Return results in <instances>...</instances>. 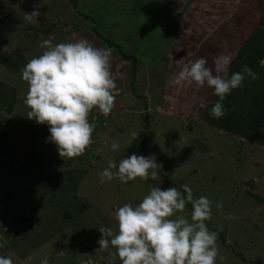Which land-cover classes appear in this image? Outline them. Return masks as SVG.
<instances>
[{
	"label": "rangeland",
	"instance_id": "1",
	"mask_svg": "<svg viewBox=\"0 0 264 264\" xmlns=\"http://www.w3.org/2000/svg\"><path fill=\"white\" fill-rule=\"evenodd\" d=\"M74 1L79 7L70 0H0V83L10 89L11 98L1 102L0 110V243L6 241L0 255L14 264H42L45 259L48 264H108L116 249H99L98 229L118 234L116 209L137 206L152 187H176L183 194L187 184L194 199L211 201L206 225L217 233L216 264H264V146L225 134L194 114L192 105L214 96L212 89L174 83L189 61L184 57L178 64L179 29L186 26L190 39L203 32L192 60L202 57L213 66L216 57L236 49L230 43L240 45L264 27L259 25L264 0H147L145 5V0ZM37 4L46 15L37 23L26 22L24 13ZM97 10L101 16L94 14ZM230 20L233 28L219 35ZM49 35L53 44L86 39L113 50L115 107L107 116L91 111L92 144L71 159L61 158L48 142V125L28 119L25 104L29 86L22 70L46 50L40 45ZM105 38L114 46L106 45ZM117 47L135 60L117 54ZM6 62H17L20 69L13 73ZM113 142L120 145L116 151ZM132 154L153 156L158 179L99 182L110 161L118 166ZM65 171L82 177L73 185L60 178ZM50 176L57 177L43 190L41 183ZM191 212L187 204L182 215L190 219ZM19 227L23 232L17 234ZM115 264H121L118 256Z\"/></svg>",
	"mask_w": 264,
	"mask_h": 264
},
{
	"label": "clouds",
	"instance_id": "2",
	"mask_svg": "<svg viewBox=\"0 0 264 264\" xmlns=\"http://www.w3.org/2000/svg\"><path fill=\"white\" fill-rule=\"evenodd\" d=\"M40 9V4L34 5L30 13H24V20L37 23L39 17L46 15ZM53 39L49 35L40 45L46 50L29 60L22 70V79L29 86L25 104L30 109L28 119L48 125V142L57 147L61 158L71 159L82 155L92 144L95 124L88 119L91 111L95 108L107 116L115 107L113 50L95 47L86 39L57 44H53ZM231 64L232 57L224 54L216 57L213 66H208L202 57L189 60L174 83L212 89L218 100L210 115L220 119L226 114L223 104L226 96L242 87L245 80L259 78L247 65L230 74ZM260 64L264 65V60ZM206 106L201 103V107ZM119 148V143L111 144L113 151ZM158 166L153 156L132 154L121 159L118 166L110 161L100 172L99 182L118 179L126 184L149 177L156 180ZM182 187L183 194L176 187L166 190L152 187L137 206L124 204L116 209L118 234L111 228L98 229L99 249H116L108 264H115L117 256L121 264H216L217 233L206 225L212 217L211 201L205 196L194 199L190 187L187 184ZM187 204L192 206L190 219L182 215ZM220 207L218 203L217 208ZM5 243H0V248ZM0 264H14V261L0 255ZM42 264L48 261L45 259Z\"/></svg>",
	"mask_w": 264,
	"mask_h": 264
},
{
	"label": "trees",
	"instance_id": "3",
	"mask_svg": "<svg viewBox=\"0 0 264 264\" xmlns=\"http://www.w3.org/2000/svg\"><path fill=\"white\" fill-rule=\"evenodd\" d=\"M70 1L73 6H78V4L74 0ZM146 1L147 0L144 1V5ZM241 1L243 2V0ZM89 6L90 4L87 7L89 8ZM110 9L111 7L106 8V10ZM80 13H82V16H89L88 18L92 20V17L90 15L85 14L84 10L81 9ZM95 13L99 16H101L102 14V12L99 10L94 12V14ZM170 17L171 15H169V18ZM233 23L234 20L226 21L225 26L221 27L217 33L219 35H222V33H229L228 29H230V27L231 29L233 28ZM235 23L239 24L237 19H235ZM3 25L9 30L15 29V27H12L7 23H4ZM259 25H264L262 17H260ZM186 30V26L182 29H179L176 36L182 44V46H180V49L182 50L180 58L177 59L179 65L183 61L184 57L186 58V60H192L193 58H195V56L193 55V51H195L198 43L200 42L203 36V32H201L200 37L198 39H193V36H191L190 39V37H188L189 34H187ZM96 33L99 34L97 31ZM231 34L234 33L231 32ZM104 41L109 47L114 46V44L108 39L105 38ZM230 44L231 46L236 47V49H232V53L224 54L232 57L230 74L241 71L242 67L244 65H247L250 69L257 73L259 78L255 81L245 80L242 87L233 90L230 95L226 96L225 100L223 101L224 107L226 109V114L220 119H215L210 115L213 105L218 100V97H214L215 95L211 96V98L209 99L203 98L201 102H196V106L192 105L191 109L194 111L195 115L200 116V119L206 122L207 125H209L210 127H216L225 134H233L235 136H238L243 141H250L258 145L264 146V65L260 64V61L264 60V27L262 29H258L253 33L251 32L248 37L241 41L240 45H237L235 43ZM206 47L207 45L204 47V49ZM120 50L121 49L117 47V54H121ZM189 54L190 57L188 58ZM121 56L130 61L135 60L133 56L124 55L123 53L121 54ZM20 60V57H16V61ZM171 67L175 68V65H172ZM6 68L13 73L18 72V70L20 69L19 64L17 62L12 63V65L11 63L6 62ZM8 90L10 89L7 86L0 83V110L3 108L1 106V102L6 99H11L9 93L7 92ZM201 103H206L207 106L201 107ZM12 105L13 103L8 105L7 112L11 111ZM2 145L3 141L0 143L1 147ZM143 148H145L144 143L142 144V149ZM1 151L2 149L0 148V152ZM10 165L13 166L14 163L11 161ZM60 176L62 180L64 178H67V180L73 185L77 183V178L82 177V175H80L75 178L71 171H65V173H62ZM55 177L57 176H50L45 178L41 183V188L43 190L50 188L52 186L50 181ZM72 204L75 206L76 202H73ZM68 208L72 207L69 206ZM34 220L39 222L37 218H34ZM20 230L21 227H19V229L15 233L20 234L21 232H23Z\"/></svg>",
	"mask_w": 264,
	"mask_h": 264
}]
</instances>
